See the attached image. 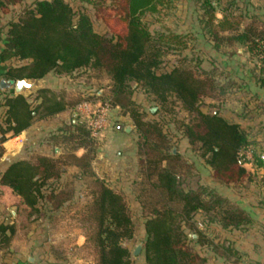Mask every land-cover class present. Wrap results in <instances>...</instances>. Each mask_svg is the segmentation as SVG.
Segmentation results:
<instances>
[{"label": "trees", "instance_id": "obj_1", "mask_svg": "<svg viewBox=\"0 0 264 264\" xmlns=\"http://www.w3.org/2000/svg\"><path fill=\"white\" fill-rule=\"evenodd\" d=\"M25 1L0 0V12L7 13L12 6ZM77 1L83 9L91 6L94 16L101 19L111 33L97 32L90 13L76 11L65 0H34L31 7H26L18 19L9 21L5 27L0 49V62L4 63L0 73L1 87H10L9 80L40 79L48 74L57 79H76L84 73H88L90 78L107 77L108 93H94L92 97L123 109L130 118L145 147V151H141L144 159H140L145 177L141 183V194L144 195L146 187L150 186L156 197L147 207L148 202L142 201V195H139L146 214L143 213V246L138 255H142L144 264H204L205 257L195 252L190 242L211 247V250L215 246L199 231L195 232L197 235L193 239L189 237L187 228L197 230L195 216L201 214L208 219L206 222L235 229L252 223V216L238 205H230L229 197L224 198L217 187H183L177 171V165L183 162V158L178 150L169 148L175 136L170 133L168 125H163L164 117L169 116L174 122L176 114L173 108L178 102L190 119L180 122L175 132L181 133L191 150L211 168L213 181L225 187L240 184L249 177L239 162L240 152L250 148L254 164L263 168L264 160L240 124L219 113H207L201 106L209 92L219 89L220 94L229 90L235 93L241 86H231L232 79L225 75L223 80L220 79L222 81H218L201 68L196 70L175 64L172 69L164 70L165 57L170 50H187L200 43L198 37L188 35L190 31H152L145 22L146 16L175 7L177 0ZM187 1L193 2L188 5L194 7L193 16L199 22L202 38L210 48L221 50L225 26L235 28L239 21L234 23L225 19V15L217 18L220 0ZM246 1L245 11L249 7ZM230 3L229 10L239 8L237 1ZM234 39L247 44L250 54L258 61L259 80L264 87V30L251 23L243 32L226 40L231 42ZM12 60L21 64L11 65ZM137 89L156 103L150 113L156 116L162 113V120L148 119L145 110L133 99ZM77 103L79 101H69L63 93L52 88H43L29 98L7 93L3 104L5 114L0 122V156L7 132L20 134L35 120L73 110ZM70 126L75 129L72 137L79 138L82 145L92 142L95 156L100 142L92 139L84 125L74 122V119ZM82 135L84 139H81ZM72 158L77 166L88 170L89 153ZM60 164V160L46 156L36 160L18 159L0 175V184L11 187L21 197L27 217L40 214L39 204L43 201L52 204L55 210L61 209L73 202L74 192L63 190L60 184L63 174L58 169ZM95 181L97 188L92 191L93 201L88 205L94 214L95 224L92 235L87 237L96 252L95 263L133 264L132 251L126 245L136 235L129 204L124 194L102 180ZM224 202L225 209L222 207ZM43 212L52 211L44 208ZM14 230V224L0 223V248L8 246ZM227 252L230 248L225 245Z\"/></svg>", "mask_w": 264, "mask_h": 264}, {"label": "rangeland", "instance_id": "obj_2", "mask_svg": "<svg viewBox=\"0 0 264 264\" xmlns=\"http://www.w3.org/2000/svg\"><path fill=\"white\" fill-rule=\"evenodd\" d=\"M33 1L34 0H26L21 4L12 6L7 13L0 12V45H3V38L5 37L4 33L7 23L11 20L18 19L26 7H31L33 5ZM65 1L69 2L76 11L85 10L89 12L93 20L94 28L97 32L102 34L111 33L105 23L101 19L94 16V10L91 6H87L86 9H83V6H81L77 0ZM191 3L193 4V2L189 3L187 0H177L175 3L176 6L172 9L162 10L158 14L149 15L144 18L145 22L152 31L179 30V32L186 33L191 30V34L189 33L188 35H194L200 40V43L195 44V47L193 48H188L187 50L183 49L182 51L177 50L175 52L170 50L165 57V66H163V68L165 71H168L172 69L175 64L188 66L196 70L201 68L204 71H207L210 75L212 74L216 77L218 81H222L223 76L225 75V41L222 43L221 50L212 49L209 45H207V42L202 38L203 35L200 34V29H198L200 28L198 25L199 22H197L198 20L195 16H193L192 12L194 11V7H189L188 5ZM216 12L220 17L221 15H225V0H220L218 2ZM10 63L11 65L21 64L20 61L16 60H12ZM52 77L54 76L50 74L48 77L49 82L46 88H52L57 92L63 93L69 101H79L74 109H76V107L84 101L97 100L95 97H92L94 93L103 95L109 91V81L107 77L103 76H94L90 78L88 73H84L80 77L72 80L54 79ZM133 85L136 86L135 84ZM218 90H213L208 93L209 95L204 97L201 109L207 113H219L225 117V93L220 94ZM5 91L13 92V88L8 87ZM133 99L141 106L142 109L145 110L148 115V119H161L163 116L162 113L159 114L160 116L158 114L156 116L150 113L151 108H153L156 103L152 102L150 100L151 98L147 97L140 89L135 91ZM74 109L62 115H56L47 119L39 120L37 129L35 130L36 132L33 136L38 139V141L41 140L42 142L40 141V143L42 145L33 146L30 144V148L32 149L29 150L28 146L27 150L31 153L27 154V158L31 157L37 159L38 157L45 156V154H47L52 159L58 161L60 160L61 164L58 166V169L59 172L63 174L60 184L63 185L62 187H64V191L74 192V195L72 196L73 202H71L70 205L68 204L69 206L64 207L63 210L56 209L52 213H47L49 214L50 219L54 220L52 233L64 234L68 240L67 242H69V247H73L72 245L75 244L78 236H84L86 249L92 250L96 255L92 243L87 240V237L92 235L95 224L94 214L92 210L88 209V205H90L93 201L92 191L97 188L95 186V180L99 179L124 194L129 204L130 212L135 224L136 239H134V243L132 244V249H135L136 245L139 243L143 244L144 239L143 213H146L142 208L141 200L143 201V199H145L148 202L147 207H149V202L151 204L156 198L155 194L152 193L153 191L150 186L146 187L147 191H145L146 193L144 195L141 194L143 187L141 183L145 178L142 174L144 172H142L140 164V159L143 158L141 154L145 151L144 141L134 130V125L128 120V116L125 114L124 110L121 108H113L112 113L115 115L116 124L120 123L124 127L127 123H131L133 134L129 137L128 142L129 140L131 141L129 146L119 148L123 157L114 158L107 152H101V145L98 146V150L100 151L98 153V157L97 153L94 156L95 147L92 142L88 141L87 144L84 143L82 145L78 136V139L72 137L75 129H72L70 124L72 119H74V121L76 119V117L73 116ZM173 111H175L176 114L174 116V122L171 121L169 116H165L164 118L167 122L164 121V119L163 125H168L167 127L170 129V133L175 136L174 139H171L169 148L178 150L183 158V162L180 160L181 162L177 165V171L179 172L180 180L184 188L197 189L200 186H208L210 188L217 187V191H221L223 194L221 195L224 198L229 192H232L234 195V191L239 189L240 192L244 191V193H246L247 196L244 198L247 201H254L256 197L254 193L257 190V193L260 191L264 192V177H262V173H256L252 170L249 173V177H247L242 183L232 186L231 189L230 187L228 188L222 186L210 179L209 173H212V170L197 154L191 150V148L188 151H185L186 144L182 141V134L175 132L179 123L188 122L190 117L187 112L181 108V105L178 102H176ZM77 122L78 124H81L79 120ZM85 129L87 128L85 127ZM111 131L112 130H110L107 134L111 133ZM104 135L105 134L101 135V137ZM43 137H47V148L43 145ZM82 138L84 139L83 135L81 139ZM96 141H99V139L97 138ZM131 145L132 149L130 151L129 148ZM129 152L134 155L132 162L128 158ZM84 153H89L91 157L87 171L81 166H77V162L72 158L80 156ZM115 153L116 152H114V154ZM121 158L123 160H121ZM136 166L138 167V170L135 173L134 171H136ZM75 193L77 194L75 195ZM140 194L142 195L141 200H139ZM233 195H227L229 196L228 200L230 201V205H233L235 204L234 202H236V198ZM222 207L225 209V202ZM219 213L220 212H217V214ZM211 215H215V213H211ZM207 220L208 219H205L201 214L196 215L194 221L200 224L196 225L195 222V228L197 230L194 231L187 228V233L189 237L193 239L195 235H197L195 233L196 231L201 232L206 238L208 237V239L215 246L214 248L217 247V250L214 248L211 250V247H202L193 242H190L192 245L191 247L194 248L195 252L199 253L202 257H205L206 261L204 264H225V228L221 227L217 223L206 222ZM202 222L205 224L203 225Z\"/></svg>", "mask_w": 264, "mask_h": 264}, {"label": "crops", "instance_id": "obj_3", "mask_svg": "<svg viewBox=\"0 0 264 264\" xmlns=\"http://www.w3.org/2000/svg\"><path fill=\"white\" fill-rule=\"evenodd\" d=\"M231 1L233 0H225V19L234 23L239 21V25L235 28L225 26V32H223L225 33V76L232 79L231 86L232 84L238 85L241 86V89L235 93L232 90L225 93V118L240 124L249 133L255 151L262 157L264 155V87L259 80V64L250 54L247 44L236 39L228 42L226 39L243 32L251 23L264 30V0H245L249 5L246 11L244 10V0H235L239 8L229 10ZM216 16L218 19L223 17V15L220 17L217 12ZM211 43L209 44L212 45L213 43ZM2 47L3 45H0V49ZM2 66L4 63L0 62V70ZM5 90L1 87L0 76V122H2L5 114L4 97L10 93ZM93 101L98 102V99ZM69 111L72 110L69 109L57 115ZM128 120L131 122L130 118ZM38 121L35 120L29 128L20 134L15 135L11 131L5 134L7 139L1 144L3 152L0 156V175L13 161L18 159L36 160L31 157L27 158V154H31L27 150L28 146L29 150L32 149L30 144L33 146L42 145L41 140L38 141L33 136ZM130 122L126 126H131L132 122ZM107 133L103 137H99L101 152H107L114 158L123 157L119 148L129 146L131 140L128 142V139L133 134V129L125 131L123 128L115 127L111 133ZM43 140V145L47 148V137H43ZM182 141L186 144L185 151H188L190 145L187 139L183 138ZM131 149L132 145L129 150L131 151ZM99 152L98 150L97 157ZM114 152L116 153L114 154ZM128 155L132 162L134 155L131 152ZM45 156L49 157L47 154ZM121 160L123 159L121 158ZM244 167L248 173L252 170L256 173H262V177H264L263 167L256 164H247ZM137 170L138 167L136 166L134 172L136 173ZM209 177L213 180L212 173H209ZM232 186L235 185H230V189ZM257 191L254 193L256 196L254 201H247L245 199L246 193L240 192L239 189L234 191V195L232 192L227 194H232L236 198L234 205H238L251 214L252 223L240 229L225 228V245L230 248V252L225 253L227 254L225 255V264H264V192L257 193ZM68 204L71 203L65 204L61 210L69 206ZM39 208L40 214L35 213L27 217L24 214L26 206L22 203L21 197L11 187L0 184V223L14 224L15 226L8 246L0 248V264H96L95 253L86 249L84 236H78L75 244L72 245L73 247H69V242H67L64 234L52 233L54 220L50 219L49 214L43 212L44 208L53 212L55 209L52 204L43 201L39 204ZM198 224L200 223L196 222V225ZM202 224L205 223L202 222ZM134 239L126 242L132 251V263L144 264L142 255L133 254L138 246L136 245L135 249H132Z\"/></svg>", "mask_w": 264, "mask_h": 264}, {"label": "built area", "instance_id": "obj_4", "mask_svg": "<svg viewBox=\"0 0 264 264\" xmlns=\"http://www.w3.org/2000/svg\"><path fill=\"white\" fill-rule=\"evenodd\" d=\"M113 108L115 107L107 101H84L74 109L73 114L76 113L74 122L79 120L88 129L92 138L99 139L101 135L115 128L116 119L112 113ZM239 156V162L243 166L254 164V156L250 148L241 151Z\"/></svg>", "mask_w": 264, "mask_h": 264}, {"label": "water", "instance_id": "obj_5", "mask_svg": "<svg viewBox=\"0 0 264 264\" xmlns=\"http://www.w3.org/2000/svg\"><path fill=\"white\" fill-rule=\"evenodd\" d=\"M50 74L40 78V79H31V78H23L17 80H9L10 87L13 88V93L15 96L22 95L26 98H29L31 95L36 94L39 90L46 88L49 82L48 77ZM76 116V113L73 114ZM118 129H125V131H130L132 126H124L120 123L116 125ZM262 159L264 160V155H262ZM143 244L139 243L136 249L133 251L134 255H138L141 252Z\"/></svg>", "mask_w": 264, "mask_h": 264}, {"label": "flooded vegetation", "instance_id": "obj_6", "mask_svg": "<svg viewBox=\"0 0 264 264\" xmlns=\"http://www.w3.org/2000/svg\"><path fill=\"white\" fill-rule=\"evenodd\" d=\"M113 106H114V105H113ZM114 107H115V108H119V107H117V106H114ZM128 118H129V117H128ZM117 124H118V123H117ZM117 124H116V125H117ZM116 125H115V127H116Z\"/></svg>", "mask_w": 264, "mask_h": 264}]
</instances>
